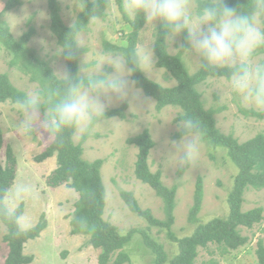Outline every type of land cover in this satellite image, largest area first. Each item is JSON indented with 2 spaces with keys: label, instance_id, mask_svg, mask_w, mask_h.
I'll list each match as a JSON object with an SVG mask.
<instances>
[{
  "label": "rangeland",
  "instance_id": "374dc122",
  "mask_svg": "<svg viewBox=\"0 0 264 264\" xmlns=\"http://www.w3.org/2000/svg\"><path fill=\"white\" fill-rule=\"evenodd\" d=\"M21 1L22 6L3 13L8 0H0L2 21L9 26L16 39H20L32 29L34 36L28 48L39 61L49 64L59 80H63L62 72L67 70V64L63 55L57 53L59 45L51 32L49 0ZM108 1L106 18L91 20L86 31L77 38L81 48L85 50L81 65L90 70L101 60L107 61L106 53H118L107 50V44L127 45L124 36L133 31L130 23L136 16L130 17L127 14L124 9L125 0H122L123 9L118 0ZM198 1L206 0H191L194 9L198 7ZM58 2L65 24L73 26L82 10L78 0ZM158 27L159 25L155 23L147 22L141 31L139 49L154 50ZM183 35L172 46L168 43L171 55L179 52L175 48L183 45ZM254 60L256 63H264V53L258 49ZM12 61L13 54L0 46V74L8 75L13 85L25 93L41 91L39 83L31 82L30 76L13 66ZM184 62L191 74L197 73L202 66L201 58L189 53L185 54ZM105 70L112 71L107 65ZM146 77L164 87L177 85L170 74L157 65ZM128 79L133 87H136L131 74ZM198 90L202 94L205 108L216 112L217 126L222 134L232 136L239 143H246L259 134L264 135V120L245 114V111L259 112L264 109L243 104L241 98L232 91L228 79H208ZM141 92L139 98L130 94L127 101L116 102L106 111L119 109L127 104L125 120L96 118L82 129H76L74 141L76 144H83L84 160L90 163L97 160L104 162L102 178L107 194L104 220L116 226L122 235H127L132 230L146 231L164 247L168 259L172 260L180 252L178 244L168 238L166 231L151 228L144 219L133 214L121 197L123 191L130 192L134 194L144 211L150 210L159 220L166 219L163 200L150 186L136 177L139 149L135 145H130L128 140L146 130L150 131L156 143L149 156L150 169L153 173L162 174V182L166 187L178 189L175 224L172 227V232L178 239L191 236L200 224H207L215 218H228V199L239 169L225 149L215 148L204 142L201 135L198 138L197 156L188 163H182V154L175 152L171 143L180 141L176 140L175 136L180 133L176 123L181 110L167 107L158 112L156 101L148 98L142 90ZM105 102L107 103V99ZM20 118L21 113L15 104L0 103V126L5 136L3 157L7 147L11 146L18 161L15 182L31 183L38 192L36 200H26L21 205L25 206L31 228L42 222L46 224V229L38 239L25 244V254L34 257L32 264H99L101 250L90 245L88 236L73 232L74 203L79 194L68 185L60 187L49 185L50 177L58 167L57 157L44 163L35 161V158L52 144L54 137L41 128L35 129L27 136H21L15 127ZM86 136L87 139L84 141ZM200 177L204 184V201L198 222L191 223L190 211L194 205L196 185ZM256 208L264 210V190L249 188L244 196L243 211ZM6 234L7 228L0 221V264L6 263L10 253V248L4 241ZM242 234L250 239L246 246L227 252L218 245L201 248L196 264H259V243L262 241L264 244V213L261 223L255 225L253 229H242ZM132 239L125 248L131 259L130 263L126 264H154L155 255L146 248L141 236L136 234Z\"/></svg>",
  "mask_w": 264,
  "mask_h": 264
},
{
  "label": "trees",
  "instance_id": "16d2710c",
  "mask_svg": "<svg viewBox=\"0 0 264 264\" xmlns=\"http://www.w3.org/2000/svg\"><path fill=\"white\" fill-rule=\"evenodd\" d=\"M82 10L76 23L67 26L62 18L58 0H49V12L51 19V32L57 43L63 47L77 42L78 36L85 32L89 23L93 19L106 18L108 0H78ZM122 7V0H118ZM215 3L211 0L198 1V7ZM227 6L241 12L251 11L257 0H225ZM21 0H8L3 13L13 11L22 6ZM264 19V18H262ZM133 31L124 36L127 45H108L107 50L120 53L125 61L131 62V54L138 49L141 31L147 22L142 15H137L131 23ZM183 35V46L187 47ZM34 36L31 29L20 39H16L9 26L2 21L0 15V46L6 48L13 54V66L20 68L26 75L30 76L33 83H39L42 91H51L62 94L65 88L63 80H59L52 72L48 63L39 61L38 57L28 48V44ZM261 49V50H260ZM259 51L264 53V48ZM80 62L69 61L65 58L67 70L75 75L79 74L81 58L85 50L80 48ZM154 52L156 65L160 69L166 70L172 79L177 82L174 87H164L161 84L147 78L144 73L135 72L131 74L135 86L142 90L144 94L156 101L158 112L167 107H175L181 110L178 120L188 117L197 122L202 140L215 148H222L227 151L231 161L239 169V173L234 181L233 189L229 195V216L227 219L215 218L207 224H200L195 232L186 238L178 239L172 232L175 224L177 187L168 188L162 182L160 172L153 173L149 166V156L155 148L156 143L149 130L135 138L128 140L130 145H135L138 149L135 174L138 180L150 186L165 204V220L157 219L150 210H143L134 194L123 191L121 197L129 210L144 219L151 228H160L167 232L168 238L177 243L179 254L172 260L168 259L164 247L156 242L149 233L143 230H132L127 235L120 234L118 228L110 222L104 220L106 207V187L102 178V167L104 162L97 160L87 162L84 160L83 144H76L74 141L76 129L68 128L62 134L55 136L52 144L46 151L35 158L38 163H44L57 157L58 167L50 177L49 185L60 187L68 185L75 190L79 196L74 203V218L72 225L75 234H83L90 238L89 243L94 248L101 250L99 264H126L131 259L125 251L127 245L131 243L134 235L139 234L144 245L155 255L154 264H196L199 250L206 249L210 245L223 247L224 251H236L249 243V238L242 234V229H253L255 225L263 221L264 210L256 208L247 212L243 211L244 196L249 188L264 190V135L259 134L254 139L239 143L232 136L221 133L217 126L216 112L207 110L204 106L202 94L198 90L199 86L211 78L228 79V69H205L191 74L184 62L185 52L179 51L176 55L169 52L168 43L164 39V31L159 26L155 35ZM26 94L16 88L6 74H0V103L11 102ZM127 104L119 109H113L105 113L104 119L127 118L125 112ZM245 114L264 120L263 111H245ZM4 131L0 126V190L10 187L15 183L17 176L18 161L11 146L6 149L3 157L5 144ZM182 133L175 136L176 140H181ZM87 139L85 137L84 141ZM204 201V184L200 177L196 185L194 205L190 211V222L197 223ZM25 211V206L21 205ZM80 218H84L87 223L82 226ZM0 221L6 226L7 234L4 241L10 248V253L5 264H32L34 257L27 256L24 252L25 244L38 239L46 229L44 222L37 226L16 235L15 229L0 216ZM259 264H264V244L259 243ZM115 258V260H114Z\"/></svg>",
  "mask_w": 264,
  "mask_h": 264
},
{
  "label": "clouds",
  "instance_id": "9594fccd",
  "mask_svg": "<svg viewBox=\"0 0 264 264\" xmlns=\"http://www.w3.org/2000/svg\"><path fill=\"white\" fill-rule=\"evenodd\" d=\"M124 9L130 17L142 15L146 22L159 25L165 42L171 46L186 34L187 47L182 45L176 50L200 57L205 69L227 68L230 87L241 102L264 109V63L254 60L257 50L264 48V0H257L248 12L227 6L225 0L196 9L191 0H125ZM80 48L77 41L62 51L59 46L57 53L79 63ZM105 55L107 61L101 60L91 70L80 63L79 74L62 72V94L41 90L19 97L15 102L21 113L15 125L17 132L27 136L41 128L55 137L65 129H82L94 119L105 117L110 106L127 101L130 94L139 98L141 90L133 87L128 77L135 72L147 76L156 67L154 50L136 49L130 63L120 53ZM106 65L112 71H106ZM176 127L182 137L171 143L175 152L182 154V163H188L199 151V126L184 117L177 120ZM37 198L35 186L28 182H15L0 190V216L13 226L16 235L32 227L22 202ZM79 223L85 226L87 221L80 218Z\"/></svg>",
  "mask_w": 264,
  "mask_h": 264
}]
</instances>
